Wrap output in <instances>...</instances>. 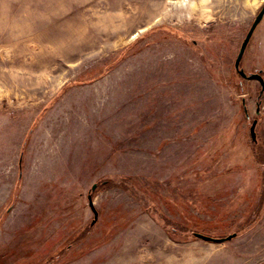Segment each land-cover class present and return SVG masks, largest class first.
Masks as SVG:
<instances>
[{"label":"rangeland","instance_id":"1","mask_svg":"<svg viewBox=\"0 0 264 264\" xmlns=\"http://www.w3.org/2000/svg\"><path fill=\"white\" fill-rule=\"evenodd\" d=\"M263 4L0 0V264H264Z\"/></svg>","mask_w":264,"mask_h":264},{"label":"water","instance_id":"2","mask_svg":"<svg viewBox=\"0 0 264 264\" xmlns=\"http://www.w3.org/2000/svg\"><path fill=\"white\" fill-rule=\"evenodd\" d=\"M264 17V4L263 6L261 7V9L259 10L258 14L256 15L254 21L252 22L249 30L247 31L243 41H242V44L240 46V49H239V52L237 54V57L235 59V68L236 70L238 71V73L243 77V78H247V79H256V80H259L260 83H261V86H262V91H264V76L262 74V69H260L259 71L257 72H247L244 67L241 66V61H242V58L245 54V51L247 49V46L257 28V26L259 25V23L262 21ZM258 111H260V109H258ZM246 113L247 112V108H246ZM257 123H258V119H254L252 124H251V136L252 138L257 141V132H256V126H257ZM97 187V183H95L92 187V190H94L95 188ZM89 203L91 205V208L94 212V219L92 221V223H94L97 218H98V215H99V212H98V209L96 208L95 204H94V199H93V195H92V191L91 193L89 194ZM193 234L198 237V238H201V239H204V240H207V241H215V242H222V241H228V240H231L233 237H235L237 235V232H233V233H230L228 234L227 236H213V235H210V234H206V233H203V232H200V231H194Z\"/></svg>","mask_w":264,"mask_h":264},{"label":"bare ground","instance_id":"3","mask_svg":"<svg viewBox=\"0 0 264 264\" xmlns=\"http://www.w3.org/2000/svg\"><path fill=\"white\" fill-rule=\"evenodd\" d=\"M82 19V18H81ZM112 19V18H111ZM107 23V25L105 26H95L93 27L90 31L92 33L93 38L97 39V42H95L96 44L99 42L98 41H109L111 40L113 37L117 36L118 34L122 33L126 26L127 23L125 22V18H123L122 16H119V24H115L113 22V20H111ZM105 23V22H104ZM102 25V24H101ZM89 28V27H88ZM95 44V45H96ZM86 45V43H85ZM89 45V44H88ZM94 45V46H95ZM87 46V45H86ZM84 48V46H82Z\"/></svg>","mask_w":264,"mask_h":264}]
</instances>
